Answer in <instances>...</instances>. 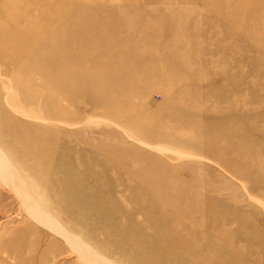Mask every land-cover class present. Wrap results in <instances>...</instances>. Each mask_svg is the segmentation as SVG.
Returning <instances> with one entry per match:
<instances>
[{
    "label": "rangeland",
    "instance_id": "374dc122",
    "mask_svg": "<svg viewBox=\"0 0 264 264\" xmlns=\"http://www.w3.org/2000/svg\"><path fill=\"white\" fill-rule=\"evenodd\" d=\"M76 239L264 264V0H0V264Z\"/></svg>",
    "mask_w": 264,
    "mask_h": 264
},
{
    "label": "bare ground",
    "instance_id": "6f19581e",
    "mask_svg": "<svg viewBox=\"0 0 264 264\" xmlns=\"http://www.w3.org/2000/svg\"><path fill=\"white\" fill-rule=\"evenodd\" d=\"M1 162H4L3 159ZM13 168V167H12ZM13 170V169H12ZM9 172V171H8ZM13 172V171H12ZM12 172H9V176L11 177L12 176ZM15 174V172H14ZM16 176V175H15ZM16 178V177H15ZM16 180H18V183L17 185H19V188H20V191H21V187L22 184H21V180L18 178H16ZM25 190V189H24ZM27 196V195H26ZM29 196V195H28ZM73 235V234H71ZM74 238V237H73ZM75 239V238H74ZM76 242L78 243V245L82 248H84V251H85V255H87L89 257V260L92 264H113V263H109L107 261H105L102 257V255H100L98 252L94 251L92 248H90L88 245H84V242H82V240H79V239H76ZM83 243V244H82Z\"/></svg>",
    "mask_w": 264,
    "mask_h": 264
}]
</instances>
